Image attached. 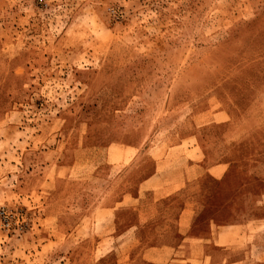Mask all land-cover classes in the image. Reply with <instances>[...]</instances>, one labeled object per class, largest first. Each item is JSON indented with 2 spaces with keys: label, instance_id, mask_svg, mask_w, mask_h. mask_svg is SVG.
Returning <instances> with one entry per match:
<instances>
[{
  "label": "rangeland",
  "instance_id": "374dc122",
  "mask_svg": "<svg viewBox=\"0 0 264 264\" xmlns=\"http://www.w3.org/2000/svg\"><path fill=\"white\" fill-rule=\"evenodd\" d=\"M212 97L232 120L204 145L263 194L264 0H0V264L58 263L40 254L42 152L84 136L90 171Z\"/></svg>",
  "mask_w": 264,
  "mask_h": 264
},
{
  "label": "crops",
  "instance_id": "0c3cea01",
  "mask_svg": "<svg viewBox=\"0 0 264 264\" xmlns=\"http://www.w3.org/2000/svg\"><path fill=\"white\" fill-rule=\"evenodd\" d=\"M214 99L201 122L110 143L90 171L72 159L84 136L42 152L40 254L56 264H264L261 180L230 176L236 161L204 145L209 128L232 120Z\"/></svg>",
  "mask_w": 264,
  "mask_h": 264
},
{
  "label": "built area",
  "instance_id": "2783aa9c",
  "mask_svg": "<svg viewBox=\"0 0 264 264\" xmlns=\"http://www.w3.org/2000/svg\"><path fill=\"white\" fill-rule=\"evenodd\" d=\"M12 213H9L6 210H3L0 214L2 220V226L4 228H8L10 226L9 220L11 218Z\"/></svg>",
  "mask_w": 264,
  "mask_h": 264
}]
</instances>
